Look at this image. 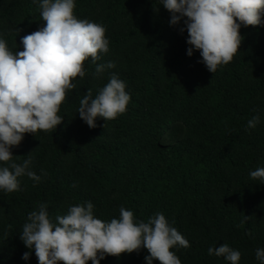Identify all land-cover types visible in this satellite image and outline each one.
I'll return each instance as SVG.
<instances>
[{
	"label": "trees",
	"instance_id": "16d2710c",
	"mask_svg": "<svg viewBox=\"0 0 264 264\" xmlns=\"http://www.w3.org/2000/svg\"><path fill=\"white\" fill-rule=\"evenodd\" d=\"M40 3L0 0V39L10 51H23L21 38L45 25ZM75 5L78 19L105 27L109 51L95 64L84 62L85 76L73 80L76 89L67 92L55 130L25 133L11 148L18 164L32 158L30 170L41 179L24 175L19 190H0V264H38L20 236L40 204L56 223L70 206L87 202L105 222L119 218L121 207L137 221L163 213L190 243L172 249L181 264H231L208 254L223 243L241 253L238 264H260L264 183L250 172L264 167V24L241 25L239 50L212 73L198 50L187 54L183 19L171 25L160 0ZM109 61L115 67L97 75L96 64ZM112 74L126 84L127 110L109 121L98 117L90 128L77 112L80 100L89 88L97 95ZM257 114L260 122L247 128ZM28 251L29 259H22ZM147 255L142 248L106 255L100 264H147Z\"/></svg>",
	"mask_w": 264,
	"mask_h": 264
},
{
	"label": "clouds",
	"instance_id": "9594fccd",
	"mask_svg": "<svg viewBox=\"0 0 264 264\" xmlns=\"http://www.w3.org/2000/svg\"><path fill=\"white\" fill-rule=\"evenodd\" d=\"M171 14L170 24L182 19L188 37L187 54L198 50L201 62L215 73L227 65L240 48V27L264 24V0H160ZM75 0H41L40 15L45 25L21 38L23 51L13 52L0 39V190H19L18 177L27 175L39 182L41 177L30 170L32 158L22 164L13 160L11 148L18 146L25 133L53 131L63 118L58 115L69 90L76 89L77 77L84 78V62L91 58L95 64L101 53L109 51V41L103 25L74 15ZM185 27L180 28L183 32ZM112 61L96 64L97 75L114 68ZM126 84L112 74L109 82L93 97L88 89L80 100L77 112L90 128L96 119H116L127 110L131 99ZM255 111V110H253ZM259 114L247 122L255 128ZM43 172V170H41ZM253 180L264 183V167L250 172ZM94 205L70 206L66 215L49 219L46 204L28 214L21 231V240L32 250L38 264H100L106 255L139 252L147 249V264H181L172 249L188 248L189 241L173 226L163 213H156L147 222L137 221L134 213L124 207L119 218L105 222L93 214ZM209 255L224 257L238 264L241 253L223 243L209 247ZM31 251L22 259L28 260ZM256 259L264 264V248L256 250Z\"/></svg>",
	"mask_w": 264,
	"mask_h": 264
}]
</instances>
